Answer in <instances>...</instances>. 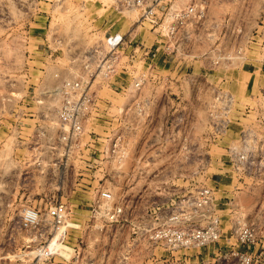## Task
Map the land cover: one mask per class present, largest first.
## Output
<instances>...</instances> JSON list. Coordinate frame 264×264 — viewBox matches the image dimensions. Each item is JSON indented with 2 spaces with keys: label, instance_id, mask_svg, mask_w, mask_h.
Wrapping results in <instances>:
<instances>
[{
  "label": "rangeland",
  "instance_id": "obj_1",
  "mask_svg": "<svg viewBox=\"0 0 264 264\" xmlns=\"http://www.w3.org/2000/svg\"><path fill=\"white\" fill-rule=\"evenodd\" d=\"M187 3L188 0H159L154 24L142 20L137 8H116L114 0H0V176L5 178L0 181V264H135L126 263L125 240L127 237L143 240V233L135 228L138 222L149 217L153 212L152 207L168 205L197 188L212 187L210 183L216 170L213 157H222V153L226 155L227 147L237 145L238 136L234 139L229 137L236 122L241 121L243 127H248L255 120V109H264V85L261 92H257L256 100L235 96L234 89L238 88L234 87V82L229 87L227 81H224L222 87H218L219 78L233 77L236 82L241 74L233 72L231 67L209 62L208 56L212 58L216 55L215 51H208L214 38L207 42L194 40L191 44L187 43L185 52L188 55L183 56V52L182 55H170L165 59H174V63L179 61L180 65L176 70L167 61L164 65L154 67L153 63L149 64L147 60L137 56L139 50H135L130 58V49L135 44L139 43L141 49L142 43L150 44L152 36L162 39V16L167 10L184 7ZM205 7L211 17L224 16L229 17V20L236 17L241 21H244L243 16L257 14L262 9L257 0H206ZM104 31V35L112 32L124 33L127 36V47L118 50V62L109 77H102L101 74L94 77L95 62L88 66L89 71H93L88 84L95 101L83 124L81 141L87 140L91 135L94 153L89 152L88 155L94 161L90 165L84 164L85 166L81 163V172L84 174L82 178L62 182L66 191L63 199L68 200L72 206L77 203H90L96 198V189L104 187L112 194V202L122 204V214L116 221H111L101 208L95 211L84 206L79 209L72 208L67 212L62 227L63 257H33L28 253L31 245L28 247L24 242L28 234L18 228L19 206L28 201L37 203L40 192L51 189V182L46 181L44 186L31 188L29 181L8 177L15 162L5 159L10 155L9 148L5 152L1 150L13 140L12 136H7L6 127L14 120L11 114L13 112H18L16 119L24 124L32 123L34 120L25 113L36 108L32 97L38 96L41 91L50 90L62 78L76 77L84 73L85 51L102 44ZM151 53L154 51L148 50L144 56L148 57ZM203 53H207V56L202 55ZM202 57L205 58L202 70L192 68V63L183 68L188 63L185 62L186 59L200 60ZM187 74L195 77L193 83L185 81ZM140 76L144 80L149 78V83L140 88V96L136 98L135 90L130 85ZM216 88L228 91L233 102L226 115L228 124L222 134H219L224 139L220 142L221 148L214 146L217 136L209 125L210 116H206L207 161L199 162L192 158V162H187L180 158L183 151L192 156L199 155L195 149V141L188 140L190 135L197 136L200 133L199 126L192 128L193 133L178 132L174 141L169 139L168 132L163 127L154 133L150 130L153 122H159L161 126L167 123L170 115L167 112L168 100L160 96L159 100L150 98L148 103H140L143 107L140 115L130 109L133 103L141 102L147 97H142L141 92L177 93L179 97H187V102L192 107L213 109L216 103L212 95ZM175 101L178 109L184 108V98ZM154 113L156 117L153 116ZM136 120L147 128L142 131L123 127L135 125ZM114 131L122 132L128 141L127 156L120 162L106 157L103 153L108 143L107 136ZM184 135L187 136L188 146L181 148ZM176 143L175 148L171 147ZM173 154L177 156L172 161L170 158ZM259 171L261 175L255 185L260 196L256 203L262 204L264 164ZM26 182L28 186H25ZM231 187L230 184L227 189L231 190ZM224 200L221 207L226 209L225 213L231 214V194L224 197ZM216 202L214 201L215 205ZM235 216L247 220L245 213ZM249 216L250 221L257 225L258 235V241L249 251L261 253L263 257L264 212H251ZM218 218L220 226L230 230L231 223L229 225L223 221L225 219L222 220L219 214ZM131 247L127 252L141 259L138 264H153V261L147 260L150 257L149 248L153 246L144 243ZM205 249L186 248L173 252L197 255ZM171 264H234V261L216 262L209 259L204 262L194 260L184 263L176 260ZM257 264H264V259H259Z\"/></svg>",
  "mask_w": 264,
  "mask_h": 264
},
{
  "label": "built area",
  "instance_id": "obj_2",
  "mask_svg": "<svg viewBox=\"0 0 264 264\" xmlns=\"http://www.w3.org/2000/svg\"><path fill=\"white\" fill-rule=\"evenodd\" d=\"M257 1L264 5V0ZM158 2L159 0H114V6L137 8L140 10L139 16L142 20L156 24L155 9ZM205 4L206 0H188L184 7L167 10L163 14L162 48L168 58L170 55H182L183 52V56L188 55L185 52L187 43L191 44L197 39L202 40L197 28L208 18ZM261 12L264 16V6ZM207 24L209 28L205 32V37L207 40L214 38V43L209 46L208 51L216 53L212 58L208 56L209 62L228 66L244 58L250 43L254 41L251 32L232 22L228 17H221L218 21L212 18ZM218 35L228 37L225 45L214 46ZM138 45L139 43L131 47L130 58L133 57L132 53L135 50H139ZM226 46L228 47L225 49ZM125 47L127 40L124 33L105 34L101 45L85 51L84 73L76 77L62 78L50 90L41 91L38 96L32 97L36 108L25 111L31 120H34L32 123L24 124L19 121L20 119H16L18 112L11 113L14 120L7 124L6 134L12 136L13 140L7 143L8 146L5 145V149H1L5 152L9 148L10 155L5 159L15 162L8 177L29 181L31 188L44 186L46 181L51 182H49L51 189L42 190L37 203L28 201L19 206L18 228L28 234L24 242L28 247L31 245L28 253L30 252L33 257H63L62 227L67 212L72 208L79 209L84 206L91 211L101 208L111 221H116L122 214V204L112 202V194L104 187L96 189V198L90 203H77L72 206L68 200L63 199L66 191L62 182L82 178L84 174L81 172V163L90 165L94 161L88 155L89 152L94 153L91 145L94 141L91 135L87 140L81 141L83 124L95 101L88 84L93 71H89L88 66L95 62L94 77L97 74L109 77L117 65L118 50ZM259 47L263 48L261 66L264 67V41L259 43ZM202 55L206 57L207 53ZM151 56L152 54L148 57ZM147 61L151 64L149 59ZM143 81V76H140L130 85L131 89L135 90L136 98L140 96L139 90ZM150 98L152 99L146 97L141 102L133 103L130 109L140 115L143 111L142 105L144 102L148 103ZM212 99L216 107L203 108V111L207 117L210 116L211 130L219 135L228 124L229 119L226 115L232 105L233 97L228 91L216 88ZM175 116V118L169 116L167 123L162 124V129L167 127L170 131L168 137L171 141H174L178 132H184V128L181 127L184 124V116L180 112ZM137 121L135 125H123V127L137 130L142 125ZM258 121L264 127V111L258 117ZM107 141L103 150L106 157L120 162L127 156L128 141L122 132H112L107 136ZM181 145V148L186 147V135L182 137ZM1 146L3 148V143ZM174 146H177V143ZM227 152L235 172L259 175L260 167L264 164V138L253 129L246 127L239 132L237 145L227 147ZM4 179L0 176V181ZM25 186H28L27 182ZM26 191L29 194L28 190ZM213 191V186L200 187L168 205H155L149 217L138 222L136 231L143 233L147 245L160 246L172 251L212 245L219 236L218 207L214 203ZM230 230L236 243L244 248V251H234L236 264H252L253 259L249 249L258 241L257 225L244 217L233 216Z\"/></svg>",
  "mask_w": 264,
  "mask_h": 264
},
{
  "label": "crops",
  "instance_id": "obj_3",
  "mask_svg": "<svg viewBox=\"0 0 264 264\" xmlns=\"http://www.w3.org/2000/svg\"><path fill=\"white\" fill-rule=\"evenodd\" d=\"M263 6L264 5H262V8ZM261 10L257 14H248L246 17L243 16L242 18L244 19V21L239 20L240 18L231 17L232 22L241 25L245 30L251 32L253 34L251 35V38L254 39V41L250 43V48L246 50L243 59L238 60L237 61L238 63L234 65L226 66L233 68L234 69L233 72H237L243 76L240 75L238 81L236 82L234 81L233 77L231 78L227 77L226 79L221 77L219 78V82H217L218 87H222L224 81H227L229 87L234 82L235 84L234 87L237 86L236 88H238V90L234 89L235 92L234 94L235 96H238V98H248L251 100H256L257 92H261L262 86L264 85V67L261 66V56L263 54V48L259 47V43L264 41V16H262ZM212 18H214L216 21L220 19L219 17H211L208 14V18L206 19V21L201 25H199V27L197 28L199 34L201 35L202 40L206 42H207V37H205V32L209 28L207 22ZM104 33L105 31L103 32V36ZM125 37L127 38V36ZM216 38L217 39L214 44V46L216 47L219 45H225V43L228 41V37L225 38L222 35H218L216 36ZM162 42H163L162 39H158L156 38V36L151 37V42L148 45L141 42L142 48L139 49L137 56H139V58L142 60L149 59L151 63L154 64V67L158 66L159 64L164 65L167 62H170V67H173L174 70H176V68L178 67V65H180V63L179 61H176V63H174L175 62L174 59L165 60L168 57L164 54L162 48ZM148 50H150L151 52L154 51V53H151L152 54L151 57L144 56L145 53L148 52ZM204 60H205L204 57H202L200 60L189 59L187 61L186 59L185 62L188 63H185L183 65V68L185 69V66L192 63L191 65L192 68L197 67V69L200 68V70H202V65H204ZM163 61L165 62L163 63ZM172 64H174V66H172ZM184 79L189 83H193L195 81V77L193 75H188V74L186 77H184ZM148 80L149 78L143 81L141 88H143L145 84L149 83ZM150 80L151 82H154L152 81L153 79ZM157 83H159V81H157ZM157 87L158 86H156V88ZM141 95L142 97H146V96L152 97V99L154 98L155 101L159 100L160 96L168 100L167 112L170 114L168 116L175 118L177 112L182 113V115L184 116V124H182L181 127L184 128V132L189 131L190 133H193L192 128L199 126L200 133L197 136L190 135V137L188 138L190 142L191 140L195 141V145H196L195 149L198 150L199 155L196 154L195 156H192L189 153L183 151L184 154L181 155L180 158L183 159V161H187V162H192V158L195 159L194 161L196 160H198L199 162H202L203 160L207 161L208 159V155H207L208 134H207V121H206L207 118L202 107L201 109L197 107H192V104L187 102L188 99L187 97H179L177 93L171 94L170 92H161V93L141 92ZM183 98L184 100H186V102L183 103L184 108L178 109L177 108L178 103L175 100L183 99ZM263 111L264 109L261 111V108L259 107L257 110L255 109V112H257L254 118L255 120L253 121V123L249 124L248 127L253 129L256 133H258L259 135H261V137L264 138V127H262V125H260L258 121V117L262 115ZM153 116L156 117V113H154ZM192 116L194 118H192ZM161 127L163 126H161L159 122L158 123L153 122L150 126V130L154 133L156 131H159ZM145 128L147 127L144 124L139 126V130L143 131ZM244 128H246V126L243 127L241 121L236 122L233 131H230L229 137L234 139L235 137L238 136L239 132ZM166 129H164V131L166 130L167 132H170L167 127ZM216 136H217L216 139H214L215 140L214 146L221 148L222 144H220V142H223L224 140L223 135L221 136L216 135ZM171 147L175 148L174 145ZM176 156L177 155L173 154L171 157L172 159L170 157L167 158H170V160L173 161ZM224 156H226V158ZM213 160H214L213 162L216 165V170L213 172L214 175L212 176L210 185L214 187L213 196H214V201H217L216 206L217 207L219 206L217 210H218V214L220 215V218H222V220L225 219L223 221H226L230 225L231 218H233L235 214L245 213L247 220L250 221L251 217L249 215L251 212H258V211L264 212V201L262 202V204L260 202L256 203V201L259 200L260 195L259 193H257L255 181H257L258 176L261 174L255 175V174H245V173L235 172L229 161L228 152L226 153V155L222 153V157L221 155L213 157ZM230 184L232 185L231 190L227 189V186ZM228 194H231L232 196L233 205L231 206L232 207L230 211L231 214L227 212L225 213L226 209L221 207L224 205V203L222 202L225 201L224 197H226ZM263 200H264V194H263ZM230 215L233 216L230 217ZM144 243H146L144 242V239L139 241L138 238H129V237L126 238L125 240L126 263H135V264L140 263L141 259L133 256L132 254L129 255L127 251L129 249H132L131 245L135 244V246H139V245H143ZM202 248L203 249L206 248V249L204 251H200L197 255L196 254L192 255L191 253L189 254L182 252L175 254L173 251L170 250L168 251L167 249H164L160 246H155V247H151V249L149 248L150 257L147 260H150L151 262L153 261L152 262L153 264H157V263L161 264V262L162 263L167 262V264H171L174 263L176 260H182L184 263L194 260L204 262V261H208L209 259L215 260L216 262H219L220 260L222 261L233 260L234 264H236V257L235 255H233L234 251H244V248L236 243L229 228L225 229L221 227L220 223H219V236L216 242H214L212 245L208 247H202ZM158 249H161V251H159ZM231 250L233 252H231ZM250 253L253 259L252 264H257V261L259 259H264V255L263 257H261V253H257V254L252 252Z\"/></svg>",
  "mask_w": 264,
  "mask_h": 264
}]
</instances>
